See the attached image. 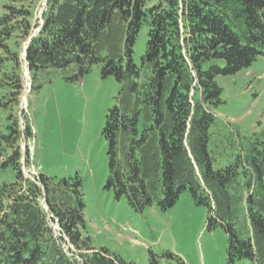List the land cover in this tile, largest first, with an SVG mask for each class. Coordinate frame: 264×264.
Instances as JSON below:
<instances>
[{"label":"trees","instance_id":"trees-1","mask_svg":"<svg viewBox=\"0 0 264 264\" xmlns=\"http://www.w3.org/2000/svg\"><path fill=\"white\" fill-rule=\"evenodd\" d=\"M0 14V264H138L91 245L81 179L26 174L34 162L15 116L24 73L35 88L44 69L81 77L100 65L118 90L107 109L105 188L141 212L173 206L188 190L207 208V228L227 234L228 263L264 264V135L235 153L230 134L215 129L218 76L264 57V0H46L39 16L27 0H9ZM143 25L146 43L133 47ZM236 149V148H235ZM163 256L149 252L146 264Z\"/></svg>","mask_w":264,"mask_h":264},{"label":"rangeland","instance_id":"rangeland-1","mask_svg":"<svg viewBox=\"0 0 264 264\" xmlns=\"http://www.w3.org/2000/svg\"><path fill=\"white\" fill-rule=\"evenodd\" d=\"M46 0H27L39 16ZM9 0H0L2 6ZM155 0H147V6ZM146 25L136 37L133 58L137 61L146 43ZM221 102L212 109L214 128L230 134L235 153L254 136L264 135V57L232 75L218 76ZM24 73V91L16 110L23 127L26 119L32 138H25L34 162L24 166L26 174L41 172L54 180L81 179L85 228L95 248L104 247L125 261L146 264L149 252L163 256L160 264H251L246 259L227 260V234L221 225L207 228V208L196 204L189 191L176 203L162 210L156 205L141 212L133 210L124 197L115 198L105 188L107 159L101 131L107 109L117 93L113 76L103 77L100 65H94L81 77L72 72L44 69L30 91ZM2 90L0 89V97ZM10 114L0 104V127L4 129ZM236 148V149H235ZM28 170V171H27ZM13 171L5 168L0 181L11 182Z\"/></svg>","mask_w":264,"mask_h":264},{"label":"built area","instance_id":"built-area-1","mask_svg":"<svg viewBox=\"0 0 264 264\" xmlns=\"http://www.w3.org/2000/svg\"><path fill=\"white\" fill-rule=\"evenodd\" d=\"M33 174H36V173H35V171H34V173H33Z\"/></svg>","mask_w":264,"mask_h":264},{"label":"bare ground","instance_id":"bare-ground-1","mask_svg":"<svg viewBox=\"0 0 264 264\" xmlns=\"http://www.w3.org/2000/svg\"><path fill=\"white\" fill-rule=\"evenodd\" d=\"M28 171V170H27Z\"/></svg>","mask_w":264,"mask_h":264}]
</instances>
